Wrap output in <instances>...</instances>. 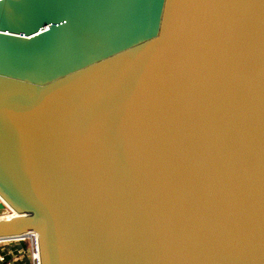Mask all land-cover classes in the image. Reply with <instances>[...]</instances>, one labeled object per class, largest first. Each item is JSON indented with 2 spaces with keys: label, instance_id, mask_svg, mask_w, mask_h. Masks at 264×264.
Listing matches in <instances>:
<instances>
[{
  "label": "water",
  "instance_id": "water-1",
  "mask_svg": "<svg viewBox=\"0 0 264 264\" xmlns=\"http://www.w3.org/2000/svg\"><path fill=\"white\" fill-rule=\"evenodd\" d=\"M31 234L264 264V0H0V241Z\"/></svg>",
  "mask_w": 264,
  "mask_h": 264
},
{
  "label": "crops",
  "instance_id": "crops-1",
  "mask_svg": "<svg viewBox=\"0 0 264 264\" xmlns=\"http://www.w3.org/2000/svg\"><path fill=\"white\" fill-rule=\"evenodd\" d=\"M0 264H32L31 248L22 239L0 241Z\"/></svg>",
  "mask_w": 264,
  "mask_h": 264
},
{
  "label": "built area",
  "instance_id": "built-area-1",
  "mask_svg": "<svg viewBox=\"0 0 264 264\" xmlns=\"http://www.w3.org/2000/svg\"><path fill=\"white\" fill-rule=\"evenodd\" d=\"M25 238H30L31 240V261L32 264H40V259H39V253H38V242H37V237L35 234H31L28 237H22L18 238L19 239H25ZM0 260H3V257H0Z\"/></svg>",
  "mask_w": 264,
  "mask_h": 264
},
{
  "label": "rangeland",
  "instance_id": "rangeland-1",
  "mask_svg": "<svg viewBox=\"0 0 264 264\" xmlns=\"http://www.w3.org/2000/svg\"><path fill=\"white\" fill-rule=\"evenodd\" d=\"M22 240H23V242L26 243L28 248H31V240H30V238H25V239H22ZM0 244H2V243H0Z\"/></svg>",
  "mask_w": 264,
  "mask_h": 264
},
{
  "label": "bare ground",
  "instance_id": "bare-ground-1",
  "mask_svg": "<svg viewBox=\"0 0 264 264\" xmlns=\"http://www.w3.org/2000/svg\"><path fill=\"white\" fill-rule=\"evenodd\" d=\"M3 217H9V216H11V213L9 214V213H7V214H3L2 215Z\"/></svg>",
  "mask_w": 264,
  "mask_h": 264
}]
</instances>
